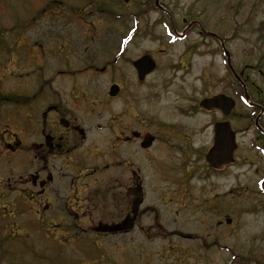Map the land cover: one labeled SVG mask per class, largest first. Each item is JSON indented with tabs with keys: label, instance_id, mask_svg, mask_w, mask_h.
Segmentation results:
<instances>
[{
	"label": "rangeland",
	"instance_id": "obj_1",
	"mask_svg": "<svg viewBox=\"0 0 264 264\" xmlns=\"http://www.w3.org/2000/svg\"><path fill=\"white\" fill-rule=\"evenodd\" d=\"M158 2L165 4L173 18L159 14L153 8L155 0H0V93L9 100L0 105L1 136L8 139L9 129L18 137L36 141L46 100L57 101L60 93L65 106L71 107L73 100L68 94L72 84L93 92L96 112L104 115L111 111L107 95L112 82L122 80V61L96 75L90 66L103 67L108 56H99L92 49L103 47L100 40L123 37L128 31L139 33L129 42L132 52L162 50L159 70L151 81L165 75V65L178 64L177 59L186 54L182 63H191L192 71L183 65L190 72L185 81L193 75L194 81L189 83L194 86L175 103L178 113L195 112L200 99L208 95L234 97L233 64L248 61L255 43L261 42L259 48L264 49V27L258 32L264 24V0ZM49 3L55 4L45 9ZM183 16L188 22L182 21ZM196 19L206 24L208 33L221 36L232 65L227 67L221 39L210 34L204 40L208 47L192 51L188 57L189 46L201 40L196 33L199 28L188 25ZM185 31L183 39L177 37ZM181 75L178 71L177 81ZM58 87L63 92H58ZM14 98L21 103H12ZM25 99L28 102L24 103ZM116 101H122V95ZM85 102L74 100L80 111L85 110ZM218 116L211 112L208 120ZM209 141L212 144V132ZM237 141L240 151L249 154L246 139L238 136ZM164 148L161 144L153 152L161 153L162 158L167 153ZM167 156L159 167L175 166L180 161L172 163ZM207 166L200 159L192 160L189 171L178 167L164 174L161 170L171 181L165 183L147 174L142 228L125 235L97 238L89 229L68 233L62 226L52 227L56 217L43 213L45 199L39 200L43 204L38 206L35 202L29 205L16 194L2 198L1 207L8 210L0 211V264H264V184H257L254 168L243 160L219 172ZM260 171L259 176L264 175V166ZM0 173L9 176L13 170L3 163ZM114 216H119L115 210ZM96 217H104L103 212ZM83 218L79 223L88 228L91 218Z\"/></svg>",
	"mask_w": 264,
	"mask_h": 264
},
{
	"label": "flooded vegetation",
	"instance_id": "obj_2",
	"mask_svg": "<svg viewBox=\"0 0 264 264\" xmlns=\"http://www.w3.org/2000/svg\"><path fill=\"white\" fill-rule=\"evenodd\" d=\"M153 6L159 14L173 18L164 3L156 0ZM182 21L188 22L187 16H183ZM188 25H196L199 28L196 33L201 38L186 51L190 57L192 51L208 47V42L204 40L210 35L206 31V24L199 19L190 20ZM263 27L264 24L260 25L259 33ZM185 33L178 36L183 39ZM123 35L106 37L99 41H102L103 47L92 49L99 56H108L103 67L98 69L90 66V72L96 75L97 72H106L108 66L110 69L117 67L122 61V80L112 82L107 95L108 110L111 111H106L104 115L96 112L98 103L94 100L93 92L90 89L86 92L79 85L72 84L68 94L73 100L71 107L65 106L60 93L57 101L46 100L43 124L36 141L28 137L23 139L22 135L20 138L18 133L9 129H6L8 139L0 133V159H3L0 170H3V163L13 170L9 176L0 173V200L16 194L29 205L35 202L41 206L43 203L39 204V200L45 199L43 213L47 217H56L52 218L55 220L52 227L61 229L62 226L68 233L87 232L89 229L97 238L125 235L139 229L145 215L143 206L147 174L150 178H157L156 182L165 183L171 181L161 175V170H164V174L178 167L189 171L192 160L199 162L200 159H204L208 165L206 158L211 146L210 134L212 132L213 144L214 126L221 122V116L222 121L232 120L236 136L246 139L250 150L249 154H243L240 141H237L235 163L239 165L241 160L249 163L256 172L258 182L264 184V175L259 176L264 166V49L259 48L261 42L255 43L250 49L248 61L241 64L231 62L235 92L232 96L234 107L228 116H223L221 111H209L201 107L203 99L214 95L201 98L199 106L193 108L195 112L188 115L178 113V105L175 104L190 94L188 88L194 86L189 83L194 81L193 75H190L192 79L189 82L185 81L189 71H192L191 63H182V57L186 54L177 59L178 64L165 65V75L151 81L149 78L159 70L162 50L132 52L133 49L128 47L129 42L139 33L128 31ZM216 39H221L225 50L226 45L221 36ZM145 56L154 61L147 73L145 71L148 66L140 70L135 65ZM178 71L182 72L179 81ZM206 71L209 72V68ZM114 75L118 78L117 73ZM90 79L94 81L92 75ZM112 87L117 88L115 95H111ZM57 91L63 92L59 87ZM121 95L122 101H116ZM29 100L32 101V98ZM74 100H85V110L80 111ZM7 101L0 93V105ZM26 102L28 99L24 100ZM12 103L21 102L14 98ZM211 112L219 114L216 120H208ZM178 124L184 129L178 127ZM161 144L165 146L163 151L167 152L162 158L166 160L169 154L172 163L177 159L182 162L179 166L177 162L175 166L159 167V163L165 160L161 158V153L156 154L153 150L159 149ZM15 173L20 174L13 176ZM2 209L8 210L7 207L2 208L0 202V211ZM30 209L26 211L31 213ZM114 210L119 216H114ZM98 212H103L104 217L97 218ZM82 217L91 218L88 228L80 225ZM131 219L134 220L132 228L108 231L109 227Z\"/></svg>",
	"mask_w": 264,
	"mask_h": 264
},
{
	"label": "water",
	"instance_id": "obj_3",
	"mask_svg": "<svg viewBox=\"0 0 264 264\" xmlns=\"http://www.w3.org/2000/svg\"><path fill=\"white\" fill-rule=\"evenodd\" d=\"M135 65L138 66L140 70H142L145 65L148 66L145 71V73H147L150 71L149 68L154 65V61L149 57H146L137 61ZM116 93L117 88L113 87L111 89V95H115ZM201 106L209 110L219 109L225 115H228L234 107V102L231 98L225 95H219L203 100ZM236 147L235 133L232 131L229 122L217 123L215 126V142L207 155V161L211 167L221 169L223 166L234 162L233 154ZM133 221L134 220L131 219L118 226L109 227L108 231L128 230L127 228L133 227Z\"/></svg>",
	"mask_w": 264,
	"mask_h": 264
}]
</instances>
